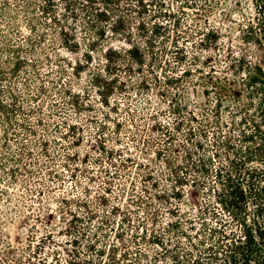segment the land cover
Instances as JSON below:
<instances>
[{
  "label": "trees",
  "instance_id": "16d2710c",
  "mask_svg": "<svg viewBox=\"0 0 264 264\" xmlns=\"http://www.w3.org/2000/svg\"><path fill=\"white\" fill-rule=\"evenodd\" d=\"M221 4V0H0V53H7L0 60V82L10 83L8 89L0 84L1 147H7L10 135L18 134L16 124L27 136H39L37 127L48 126L40 103L28 110L32 116L40 115L35 124L27 119L17 123V114H28L23 95L14 88L22 72L26 102L48 101L55 107L50 118L61 112V102L82 110L83 96L66 82L70 63L54 59L59 45L78 52L79 19L85 33L97 34L89 50L104 48L109 38L120 37L129 45L109 50L101 68L108 76L93 77L103 105L118 112V103L112 106L110 99L116 93L129 98L127 90L132 87L152 94L157 89L158 104L166 105V110L155 109L150 97L142 111L131 113L127 104L122 110L128 112L133 128L127 121H115L118 131L128 127L142 159H112L109 164L115 172L105 170L104 191L112 193L118 187V199L124 195L123 207L113 205L100 212L92 200L60 197L56 201L59 222L66 224L60 232L69 237L65 242L71 246L69 259L60 258L59 250L53 251L51 260L46 257L40 243L53 241L48 233L33 254L31 245L0 251V264H264V68L224 55L230 72L223 71L216 63L219 59L187 50V43H195L200 51L221 52V27L210 20ZM252 6L250 14L239 9L238 25L245 41L263 45L264 0H252ZM188 60L191 67L183 69ZM86 61L93 63L91 53ZM53 66L59 76L49 87ZM44 67L50 68L44 72ZM121 73L137 80L127 83L120 79ZM190 85L204 87L206 104L198 111L183 99ZM166 116L171 121L162 122ZM21 139L19 155L30 159L29 139ZM68 144L73 151L53 154L48 139L42 137L39 146L49 163L45 169L40 161L34 163L36 171L26 164L25 172L65 179L58 163L75 179L80 165L90 172V159L104 166L102 152L82 156L75 149L77 139ZM113 179L120 181L116 187ZM188 187L194 192L191 198L185 193ZM36 195L44 196V190L36 188ZM49 210L44 221L52 225L55 216ZM25 250L30 254L23 257Z\"/></svg>",
  "mask_w": 264,
  "mask_h": 264
},
{
  "label": "rangeland",
  "instance_id": "374dc122",
  "mask_svg": "<svg viewBox=\"0 0 264 264\" xmlns=\"http://www.w3.org/2000/svg\"><path fill=\"white\" fill-rule=\"evenodd\" d=\"M221 1L222 4L215 9L214 14L210 17L212 24L221 27L219 28L222 32L219 40V45L222 46L221 52L218 53V50H212L210 52L200 51L196 48L195 43H187V50L190 51V53H197L205 56L210 55L219 59L216 63L223 71H229L226 70L225 62L222 60L224 55L244 58L264 68V44L260 45L245 41L243 32H241L238 25V22L242 19L239 14V9L245 13H253L252 0ZM237 2H239V5H236ZM188 11L190 13V10ZM82 21V19H79L76 25L78 28V37L81 42L80 48L77 49L78 52H71L63 47L64 45H59L57 46L58 50H55L58 53V57H54V59H57L56 63L59 61H61L63 65L70 63L71 66L68 73L70 77H66L69 78L67 80L64 78V81L66 80V82L70 83L69 86L75 93L83 96L84 101L82 102L83 108L81 111L71 106H64V103L61 102V112L59 111L56 116L50 118L52 115H49V113L53 112L55 108L51 103L48 101L45 103L44 101L26 102L27 92L21 84L26 74L23 72L20 73L18 79L14 81V88L23 95L22 101H24V103H22L25 112H28L30 107H36L38 103L41 105L43 104L42 108L45 113L41 114V117L45 119L48 126L37 127L39 136H27L23 128L16 124L15 133L18 134L10 135L11 139L7 147L0 146V251H7V247L25 249L31 245V253L33 254V251H38L35 246L38 245L40 239L45 237L48 233H51L53 241L48 240L45 244L40 243L42 247H45L46 257L51 260L53 251L59 250L61 253L60 258L69 259L70 256L68 255L69 252L67 249H70L71 246L65 243L69 237L63 236L60 232L62 229L66 228V224L59 222L57 217L58 213L55 211L57 207L56 201L59 200L60 197H69L79 201L92 200L96 203V207L100 212L111 210L113 205L123 207L125 205L124 195L118 199V187H116L120 182L118 179H113L116 188L113 189L112 193L104 191L108 186L106 183L108 175L105 170H108L111 174L115 172V167L109 164L112 159L115 161L116 159L119 160L121 157H131L137 162H142V159H138L140 152L133 147V142L129 138L128 127L125 126L118 131L115 126V121L120 120L123 123L126 121L128 122L129 114L122 109L126 108L128 104L131 113L142 111V108L146 105L147 99L150 97L156 104L155 109H158V107H165L164 109L166 110V105L158 104L161 96L157 95V89L153 91L154 93L152 94L149 93L150 91L148 92L143 89L128 88L127 93L129 96L127 97L129 98H125V93H116L110 99V104L115 106V102L118 103V106L121 108L118 112L102 104V97L100 93L97 92L99 91V87L94 81V78L98 74L108 76L107 73L101 70L106 63L104 56L111 49L128 48L129 45L128 42L120 37L117 39H110L109 37L112 35L109 34L108 38L110 42L106 44L104 48L98 46L94 51L89 50V43L97 39V34H95L93 30L85 33ZM24 25L25 23L22 21L21 27H23L24 33L26 34L27 32L24 29ZM204 27H206V25ZM67 32L70 33L71 31L67 30ZM199 37L200 36H196L198 39ZM56 39L60 44L61 39L59 35H56ZM87 53H91L93 56L92 64L86 61ZM190 53L189 57L191 56ZM5 56H7L6 52L0 53V60ZM80 64H82L81 67ZM71 67L76 69H72ZM189 67H191L190 60L183 66V69ZM49 68L44 67L43 71L47 72ZM58 70L56 66H53L52 71L49 73L47 81L50 82L46 81L49 87H51L52 82L56 81L58 78ZM79 70H82V72L80 73ZM123 77L127 80V83H130L132 80H137L135 77L129 78L124 73H121L120 79ZM161 77L163 78L162 75ZM0 84L8 89L10 83L4 80L0 82ZM7 95H9V93L5 96ZM55 99H57V97H55ZM183 99L187 106L191 104L190 109L198 111V109L206 104L203 85L188 86ZM36 117H38V115L32 116V114L28 112L27 115L17 114L16 119L19 124L25 123V119L35 124L37 120ZM166 120L171 121V118L167 116L161 118L162 122ZM70 125L73 127V130H70ZM128 126L129 128H133L130 122H128ZM62 132L65 134V138L62 136ZM22 136L29 139V150L32 152L30 159H25L19 155L21 152L19 147ZM42 137L48 139L49 150L53 154H65L67 151H73L71 146V148H68V143L72 139H77V146H75V149L79 151L82 156L89 152L92 154L95 153V151L102 152L104 166L102 167V164H95L92 159H90L87 164L90 172L83 171L82 168H85V166L81 167L80 165V169L75 173V179L70 176L71 172L69 170L63 168L58 163L55 164L56 168L65 176V179L58 180L42 173L37 174L35 177L28 175L25 172V168L28 164H31L33 168V164L36 162L39 163L40 161L42 167L45 169V165L49 163V160L43 155L41 146H39V141ZM118 139L120 142H118ZM101 148L105 149L104 152ZM110 155L111 159H109ZM15 157H19L22 160H16ZM104 167L106 168L103 169ZM36 169L38 168H33L34 171H36ZM39 187L44 190V196L36 195V188ZM31 190L33 191L31 192ZM185 193L188 194L190 198L194 195L190 187L186 188ZM26 205L32 207L28 208ZM163 208L164 207H162V212L166 215ZM49 209L53 210V215L55 216L52 225H48L44 221L47 220ZM12 211H16V213ZM38 216L42 218L41 221L37 220ZM112 240H114V234L111 238V241ZM29 254L30 251L25 250L23 257L29 256Z\"/></svg>",
  "mask_w": 264,
  "mask_h": 264
}]
</instances>
